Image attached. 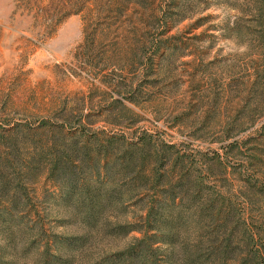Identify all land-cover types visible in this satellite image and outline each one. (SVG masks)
Returning <instances> with one entry per match:
<instances>
[{
    "label": "rangeland",
    "instance_id": "1",
    "mask_svg": "<svg viewBox=\"0 0 264 264\" xmlns=\"http://www.w3.org/2000/svg\"><path fill=\"white\" fill-rule=\"evenodd\" d=\"M207 1L164 23L152 16L167 0H0V130L47 120L68 140L83 131L145 137L193 161L190 188L197 181L204 192H264V92L249 91L256 71L264 76V40L232 31L245 0ZM156 45L165 56L148 67ZM46 137L29 139V152ZM60 149L57 181L42 173L31 186L39 198L85 192L83 171L99 173L106 163L66 164ZM249 208L264 213V200ZM50 218L49 232L85 230L61 207L52 206ZM136 236L94 231L87 257L75 264L123 249Z\"/></svg>",
    "mask_w": 264,
    "mask_h": 264
},
{
    "label": "trees",
    "instance_id": "2",
    "mask_svg": "<svg viewBox=\"0 0 264 264\" xmlns=\"http://www.w3.org/2000/svg\"><path fill=\"white\" fill-rule=\"evenodd\" d=\"M167 1L168 8L152 16L164 23L179 15L177 19L183 20L184 10L208 3ZM237 7L241 16L232 31L264 40V0H245ZM162 52L156 45L146 65L150 67L155 57L163 59ZM261 73L254 74L250 92H264ZM55 128L41 120L0 130V264H75L79 256L87 257L85 248L94 231L111 237L134 232L140 236L123 249L90 258L85 264H264V213L249 208L264 200V192H204L203 182L197 181L193 190L188 183L197 166L174 157V145L159 147L145 137L90 136L84 131L68 140ZM44 134L47 139L36 141L29 152V139L35 141ZM58 147L66 164L78 160L83 168L96 157L106 163L99 173L83 171L80 179L87 183L85 192H44L39 198L31 186L42 173L48 181H57ZM91 177L98 179L99 186L89 183ZM52 206L73 215L84 232H49Z\"/></svg>",
    "mask_w": 264,
    "mask_h": 264
}]
</instances>
